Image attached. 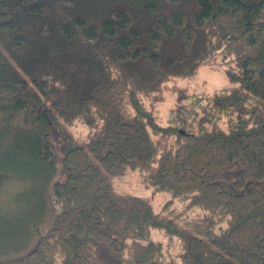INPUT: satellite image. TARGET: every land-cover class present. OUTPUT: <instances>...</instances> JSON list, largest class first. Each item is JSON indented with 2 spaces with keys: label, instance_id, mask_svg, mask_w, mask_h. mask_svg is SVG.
<instances>
[{
  "label": "trees",
  "instance_id": "obj_1",
  "mask_svg": "<svg viewBox=\"0 0 264 264\" xmlns=\"http://www.w3.org/2000/svg\"><path fill=\"white\" fill-rule=\"evenodd\" d=\"M218 56L231 87L163 123V87ZM130 170L206 214L117 191ZM20 182L0 264H264V0H0V195Z\"/></svg>",
  "mask_w": 264,
  "mask_h": 264
},
{
  "label": "rangeland",
  "instance_id": "obj_2",
  "mask_svg": "<svg viewBox=\"0 0 264 264\" xmlns=\"http://www.w3.org/2000/svg\"><path fill=\"white\" fill-rule=\"evenodd\" d=\"M227 87H231V84L227 78L222 57L218 56L211 63L200 66L194 74L176 77L164 86L159 93L162 101L156 103V113L160 120L166 123L170 109L177 104L202 106L205 102L200 103L199 98L211 96ZM146 103L149 105L150 101L146 100ZM68 130L78 142L86 139L90 134V129L80 122ZM57 142H60L59 139ZM17 186L18 190L15 192L0 195L1 229L10 224L9 221H17L22 217L25 214L24 206L31 203L32 199L28 197V193H31L32 189H29V185L24 187L20 182ZM114 187L119 192L130 193L148 200L155 212L162 213L175 220L181 227L191 231L194 224L206 214L201 206H189L188 201L174 198L171 193L156 191L151 184L142 181L138 171L130 170L126 175L114 178ZM151 236L154 240L161 242L165 250L168 248L175 257L180 252L179 241L165 236L164 231L154 229Z\"/></svg>",
  "mask_w": 264,
  "mask_h": 264
}]
</instances>
